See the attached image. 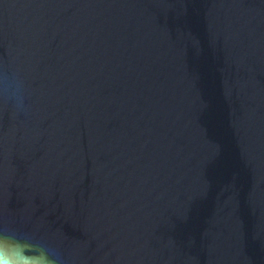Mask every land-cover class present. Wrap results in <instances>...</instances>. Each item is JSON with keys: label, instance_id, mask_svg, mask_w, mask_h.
<instances>
[{"label": "water", "instance_id": "obj_1", "mask_svg": "<svg viewBox=\"0 0 264 264\" xmlns=\"http://www.w3.org/2000/svg\"><path fill=\"white\" fill-rule=\"evenodd\" d=\"M60 264H264V0H0V233Z\"/></svg>", "mask_w": 264, "mask_h": 264}, {"label": "clouds", "instance_id": "obj_2", "mask_svg": "<svg viewBox=\"0 0 264 264\" xmlns=\"http://www.w3.org/2000/svg\"><path fill=\"white\" fill-rule=\"evenodd\" d=\"M0 264H60L57 254L11 229L0 233Z\"/></svg>", "mask_w": 264, "mask_h": 264}]
</instances>
